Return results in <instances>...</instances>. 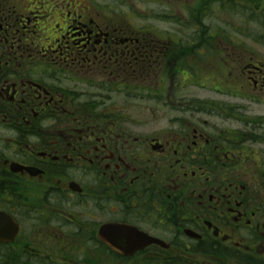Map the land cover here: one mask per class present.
Listing matches in <instances>:
<instances>
[{
    "label": "flooded vegetation",
    "instance_id": "af4514ba",
    "mask_svg": "<svg viewBox=\"0 0 264 264\" xmlns=\"http://www.w3.org/2000/svg\"><path fill=\"white\" fill-rule=\"evenodd\" d=\"M0 264H264V0H0Z\"/></svg>",
    "mask_w": 264,
    "mask_h": 264
},
{
    "label": "water",
    "instance_id": "95a60500",
    "mask_svg": "<svg viewBox=\"0 0 264 264\" xmlns=\"http://www.w3.org/2000/svg\"><path fill=\"white\" fill-rule=\"evenodd\" d=\"M118 248L120 250L124 251V253H126L127 255H130L133 253V248H131V247L118 246Z\"/></svg>",
    "mask_w": 264,
    "mask_h": 264
}]
</instances>
